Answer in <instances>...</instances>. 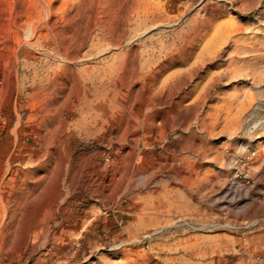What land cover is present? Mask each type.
<instances>
[{
  "label": "rangeland",
  "instance_id": "1",
  "mask_svg": "<svg viewBox=\"0 0 264 264\" xmlns=\"http://www.w3.org/2000/svg\"><path fill=\"white\" fill-rule=\"evenodd\" d=\"M0 264H264V0H0Z\"/></svg>",
  "mask_w": 264,
  "mask_h": 264
},
{
  "label": "bare ground",
  "instance_id": "2",
  "mask_svg": "<svg viewBox=\"0 0 264 264\" xmlns=\"http://www.w3.org/2000/svg\"><path fill=\"white\" fill-rule=\"evenodd\" d=\"M210 113V112H209ZM199 119H200V117H199ZM204 121V120H203ZM203 121H201V122H203ZM200 122V121H199ZM143 139V140H146V138L145 137H143V135L142 134H139L138 132H136L135 133V138H136V140H137V144H139V141L141 140V138ZM200 140H202V139H200ZM200 145V144H199ZM138 146V145H137ZM199 147V146H198ZM200 148V147H199ZM203 149V148H202ZM205 149H206V147H205ZM204 149V150H205ZM197 150V149H196ZM201 150V149H200ZM206 151V150H205ZM211 153V152H210ZM205 155V154H204ZM207 156V155H206ZM184 156H182L181 158H183ZM190 158V157H189ZM179 159V158H178ZM184 159H186V158H184ZM191 159V158H190ZM189 159V161H191ZM193 160V159H192ZM199 160V159H198ZM178 161H180V160H178ZM183 163H184V161H182ZM182 162H180V163H182ZM198 164V163H197ZM196 164V165H197ZM187 165H188V163H187ZM190 166V165H189ZM186 167V166H185ZM191 167V166H190ZM195 167V166H194ZM196 168V167H195ZM135 170H138V169H135ZM185 170V169H184ZM135 172V171H134ZM199 172V171H198ZM195 174H196V172H195ZM194 174V175H195ZM137 175V174H136ZM192 176V175H191ZM133 177H136V176H133ZM190 178H192L193 179V177H190ZM215 179V178H214ZM193 182V181H192ZM141 183V182H140ZM192 184V183H191ZM195 184V183H194ZM193 185V184H192ZM136 186V185H135Z\"/></svg>",
  "mask_w": 264,
  "mask_h": 264
}]
</instances>
